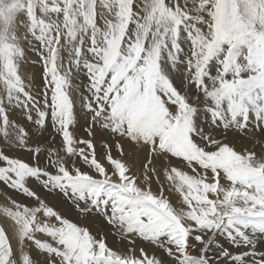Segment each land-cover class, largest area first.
Segmentation results:
<instances>
[{
    "label": "snow or ice",
    "instance_id": "6c2138e0",
    "mask_svg": "<svg viewBox=\"0 0 264 264\" xmlns=\"http://www.w3.org/2000/svg\"><path fill=\"white\" fill-rule=\"evenodd\" d=\"M250 127L264 130V0H0V183L23 197L0 204V264H264V147L227 136ZM124 140L148 147L136 171Z\"/></svg>",
    "mask_w": 264,
    "mask_h": 264
},
{
    "label": "bare ground",
    "instance_id": "6f19581e",
    "mask_svg": "<svg viewBox=\"0 0 264 264\" xmlns=\"http://www.w3.org/2000/svg\"><path fill=\"white\" fill-rule=\"evenodd\" d=\"M24 71L28 74L29 78H34V80H35L34 86L36 88H38V89L42 88V81L40 79V77L42 75V65H41V62L39 61L38 55L35 52H31V51L29 52L28 62L24 65ZM78 81H79V79H78ZM76 85H77V87H79L81 84L79 82H77ZM218 134H219V132H218ZM51 136H53V134H51L50 137ZM227 136H228V140L230 142L234 143L236 145L237 149H240L243 147V148H248L251 150V149L255 148V150L257 152H259L261 150V148L264 147V134L262 131H258L255 133L253 131L252 132L249 131L246 134H240L237 131L236 132L230 131L227 133ZM256 141H261V143H256ZM0 143H2V140H0ZM16 154L27 159L25 151L24 152H17ZM127 161H129V160H127ZM134 161H132V162H134ZM173 163L179 164V161L173 160ZM156 166L159 167L160 162H157ZM161 179L163 180V177H161ZM156 188H157V186L154 183L153 189L156 190ZM166 194L170 196V198L174 204L178 205V202L181 199L179 193L172 191V192H166ZM8 198L6 200V199H1V197H0V200H3L2 202H4V204H5V203H7ZM11 198H14V197H11ZM14 199L20 200L18 197L14 198ZM21 199H23V198H21ZM62 208H64V207H62ZM66 213L68 214L67 211H66ZM68 215H70V214H68ZM70 216L74 221H77L80 224L87 225L90 228V230L93 231L94 233L102 232L107 237V242L109 243V245L112 246L113 248L123 249L124 247H126V242L122 243L120 241L119 237L117 239H109L107 231L111 226H109L106 223L103 215L100 216V219L102 221H100L99 223H90L91 221L89 219L88 220L90 222H88V220L87 219L85 220L84 218L73 217L72 215H70ZM94 220H96V219H94ZM110 237H112V236H110ZM137 242H139V241H137ZM136 245H138V244L136 243ZM143 247H144V245H143ZM147 248L149 250H151V248L149 246Z\"/></svg>",
    "mask_w": 264,
    "mask_h": 264
},
{
    "label": "rangeland",
    "instance_id": "374dc122",
    "mask_svg": "<svg viewBox=\"0 0 264 264\" xmlns=\"http://www.w3.org/2000/svg\"><path fill=\"white\" fill-rule=\"evenodd\" d=\"M78 79H79V81L77 80V82H79L80 84L82 82H85L84 81L83 74H81V76ZM77 115H78V123L76 124V126L74 128V131L79 136H84L85 135L84 126H85V123H86V116H85V113L79 108V105H77ZM32 131L36 134V137L39 139V142L41 144L46 143L48 141V139H49V137H50L51 134L54 135V130H53V128L51 126H48L45 130L32 129ZM41 131H42V134H41ZM232 131L233 132H236V130H232ZM249 131L250 132L253 131L254 133L255 132H258V131H262L263 134H264V130H261V129H256V128H251L250 127ZM100 136H101V133L98 131L97 132V137H96L97 141H99ZM56 139H57V142H59V137H57ZM122 144H123V147H124V152L126 153L125 160L126 161L129 160L127 162L129 164L133 165V170L134 171L140 169L141 166H142V164H143V162H145V159L147 157L148 147L147 146L135 145L134 143H132V142H130L128 140L122 141ZM97 151L98 152H102L103 151L101 148H99V144L97 145ZM113 154L114 155L116 154L115 153V150L113 151ZM26 157L27 158L29 157V153L28 152H26ZM132 161H134V162H132ZM155 162L157 164V162H160V161L159 160L158 161L156 160ZM30 183L31 184H37L38 182L35 181V180H32V181H30ZM0 197H1V199H6V200H7L8 197H14V198L18 197L19 199L23 198L22 196L18 195L16 192L11 191L9 188H7L2 183H0ZM49 199L50 200H53V197H49ZM2 201L3 200H0V204H4V202H2ZM63 207L64 208H61V211L62 210L65 211V212L67 211L68 214L72 215L73 217H80L78 211L75 208H73L70 204H65V205H63ZM100 216H102V215L97 214L96 212H92L90 215L85 216V217H82V218H84L85 220L86 219L87 220L89 219L91 222L89 220H88V222H90V223H99L100 221H102L100 219ZM94 219H96V220H94ZM110 228L107 231L109 239H117L118 236L115 235V234H113V230L110 229ZM110 236H112L113 238L110 237ZM137 241H139V240H137ZM137 241H136V243L139 245V246L136 245L137 248L138 247H143V245H144L145 248H147L148 246L151 248V245H148L146 243H142L141 241H139V242H137Z\"/></svg>",
    "mask_w": 264,
    "mask_h": 264
}]
</instances>
